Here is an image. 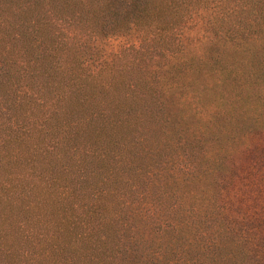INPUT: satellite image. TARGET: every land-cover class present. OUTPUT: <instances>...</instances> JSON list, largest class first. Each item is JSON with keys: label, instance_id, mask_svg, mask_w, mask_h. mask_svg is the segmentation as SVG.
Masks as SVG:
<instances>
[{"label": "rangeland", "instance_id": "obj_1", "mask_svg": "<svg viewBox=\"0 0 264 264\" xmlns=\"http://www.w3.org/2000/svg\"><path fill=\"white\" fill-rule=\"evenodd\" d=\"M52 3L0 0L1 31L17 38L22 28L13 23L38 14L45 29L69 36L74 28ZM233 17L215 34L196 35L197 26L185 34L192 38L179 37L177 48L155 47L151 54L145 43L138 52L124 51L121 39L113 43L107 68L125 84L143 81L131 87L136 97L133 104L127 102L132 105L127 116L131 127L124 139L131 144L125 143L122 151L135 143L130 157L146 171L130 177L124 167L123 195L102 201L94 215L82 204V179L95 166L86 149L92 139L82 133L71 147L64 139H44L43 152L49 156L32 167L27 157L43 141L42 123L30 118L33 109L23 113L17 102L6 101V82L0 81V264H38V243L45 247L56 229L41 217L54 222L36 187L58 177L74 188L69 201L81 205L76 218L86 215L102 222L99 212L110 210L105 218L110 222H104L112 227L114 241H124L121 260L115 242L106 246L105 255H117L114 264H264V40L259 39L264 36L246 40L252 54L241 51L236 34L240 19ZM73 42L70 36L68 43ZM185 57L191 61L189 70L180 67ZM169 76L175 79L169 81ZM52 112L47 109L42 118ZM108 115L112 118L114 112L108 110ZM19 138L23 142L14 146ZM82 159L75 168L74 161ZM11 178L13 187L5 190V180ZM63 207L71 212L68 204ZM114 207L118 211L111 217Z\"/></svg>", "mask_w": 264, "mask_h": 264}, {"label": "trees", "instance_id": "obj_2", "mask_svg": "<svg viewBox=\"0 0 264 264\" xmlns=\"http://www.w3.org/2000/svg\"><path fill=\"white\" fill-rule=\"evenodd\" d=\"M54 1L48 0V3L53 2L52 9L68 27L74 28V32L69 36L56 35L44 28L43 17L38 14H30L13 23V27L22 28L17 38L12 34L5 35L0 29V81L6 82L5 100L10 104L17 102L14 105L23 113L33 109L30 118H35V123H42L40 133L45 132L43 141L27 157L32 167L43 163L46 159L44 155H48V152H43L44 139L54 138L58 142L64 139L71 142L68 147L77 145L74 142L82 133L83 138L92 139L89 149H86L95 166L82 179V204L88 208V213L94 215L96 207L100 208L105 200L117 196L120 199L123 195L119 183L123 179L124 167L129 168L130 177L146 171L145 165L135 164L130 157L134 154L135 143L130 150L122 151L131 127L127 116L132 111V105L127 102L133 104L136 97L131 87L135 89L134 86L143 81L135 85L125 84L107 68L109 54L115 53L113 43L121 39L124 51L135 52L140 51L145 43L152 49L149 51L151 49L146 47L149 54L155 52V47L163 50L172 46L177 48L179 37L192 38L185 34H192L195 27L198 26L196 35L215 34V30L217 33L227 26L224 22L227 20L228 23V17L234 14L240 19L236 23L238 45L241 51L252 54L246 40L259 37L258 34L264 36V0H61V5ZM82 1L80 11L78 5ZM70 36L74 39L71 44L68 43ZM259 39L264 40V37ZM233 65L232 72L236 73V63ZM180 67L189 70L191 61L184 59ZM173 78L169 76L168 80L173 81ZM47 109L53 110L52 116L43 119ZM108 110L114 112L112 118ZM53 120L55 127L51 125ZM25 127L21 124L19 128H23L24 132ZM23 140L19 138L12 142L14 146H20ZM82 164L83 159L79 163L74 161L77 169ZM10 180L12 178L5 180V190L13 187L9 184ZM36 189L44 199L43 208L52 210L50 216H53L54 222L49 224L46 215L41 217L47 225L56 229L45 247L38 243L35 258L38 264H42L41 261L47 264H75L78 259H83V264H114L117 255H105L109 241L115 242V250H120V260L123 258V239L120 236L121 239L114 241L112 227L104 222H110L105 219L106 215L110 216V210L105 208L99 212L102 222L94 223L86 215L82 219L76 218L74 212L81 205L69 201L74 195V188L66 178L58 177L50 185L43 184ZM64 204L70 207L69 214ZM117 211L118 208L114 207L111 217ZM45 255L47 260L40 261ZM87 255L89 257L85 260ZM107 258L111 259L107 261Z\"/></svg>", "mask_w": 264, "mask_h": 264}]
</instances>
